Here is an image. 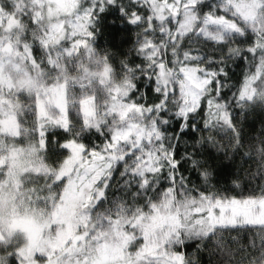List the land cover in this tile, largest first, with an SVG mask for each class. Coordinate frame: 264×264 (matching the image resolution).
<instances>
[{"label": "snow or ice", "instance_id": "obj_1", "mask_svg": "<svg viewBox=\"0 0 264 264\" xmlns=\"http://www.w3.org/2000/svg\"><path fill=\"white\" fill-rule=\"evenodd\" d=\"M0 264H264V0H0Z\"/></svg>", "mask_w": 264, "mask_h": 264}]
</instances>
